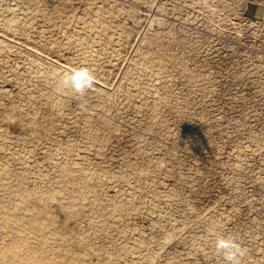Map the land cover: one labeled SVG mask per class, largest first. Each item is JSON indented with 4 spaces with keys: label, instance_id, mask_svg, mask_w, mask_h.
I'll return each mask as SVG.
<instances>
[{
    "label": "rangeland",
    "instance_id": "1",
    "mask_svg": "<svg viewBox=\"0 0 264 264\" xmlns=\"http://www.w3.org/2000/svg\"><path fill=\"white\" fill-rule=\"evenodd\" d=\"M263 14L0 0V246L23 254L6 264H227L221 235L264 264V75L246 65ZM77 68L83 96L53 77Z\"/></svg>",
    "mask_w": 264,
    "mask_h": 264
},
{
    "label": "clouds",
    "instance_id": "2",
    "mask_svg": "<svg viewBox=\"0 0 264 264\" xmlns=\"http://www.w3.org/2000/svg\"><path fill=\"white\" fill-rule=\"evenodd\" d=\"M57 75L62 87L70 88L80 96L94 85V75L87 69L77 68L63 74L53 73L54 78ZM214 246L217 254L221 255L227 264H241L242 259L247 255V249L232 236H218Z\"/></svg>",
    "mask_w": 264,
    "mask_h": 264
},
{
    "label": "built area",
    "instance_id": "3",
    "mask_svg": "<svg viewBox=\"0 0 264 264\" xmlns=\"http://www.w3.org/2000/svg\"><path fill=\"white\" fill-rule=\"evenodd\" d=\"M213 1V7L217 6L218 0H212ZM226 3V12H227V21L234 23V19L236 15L241 12V10L246 11L248 9V4L250 2L252 3H260L264 6V0H241V2H238V0H224ZM247 22H256L259 25L264 26V14L262 17L256 18V20H251V17L249 16L247 18ZM259 64V72L264 75V49H258L255 53L248 52L246 53V65L249 66L253 63ZM264 81V76L262 77Z\"/></svg>",
    "mask_w": 264,
    "mask_h": 264
},
{
    "label": "bare ground",
    "instance_id": "4",
    "mask_svg": "<svg viewBox=\"0 0 264 264\" xmlns=\"http://www.w3.org/2000/svg\"><path fill=\"white\" fill-rule=\"evenodd\" d=\"M12 256L21 258L23 254L19 250H17L15 246H9V247L0 246V264L8 263L10 258H12ZM39 260L42 261L41 258ZM43 261L45 262V264H52L48 260H43Z\"/></svg>",
    "mask_w": 264,
    "mask_h": 264
}]
</instances>
